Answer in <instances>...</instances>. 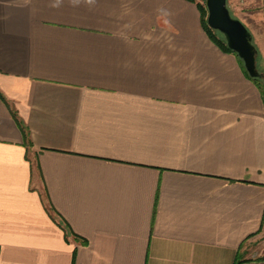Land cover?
<instances>
[{"label": "crops", "instance_id": "obj_1", "mask_svg": "<svg viewBox=\"0 0 264 264\" xmlns=\"http://www.w3.org/2000/svg\"><path fill=\"white\" fill-rule=\"evenodd\" d=\"M263 228L264 98L196 4L0 0V264H264Z\"/></svg>", "mask_w": 264, "mask_h": 264}, {"label": "water", "instance_id": "obj_2", "mask_svg": "<svg viewBox=\"0 0 264 264\" xmlns=\"http://www.w3.org/2000/svg\"><path fill=\"white\" fill-rule=\"evenodd\" d=\"M206 5L208 25L225 36L228 47L237 53L251 77H263L257 66L253 35L241 20L233 16L227 0H206Z\"/></svg>", "mask_w": 264, "mask_h": 264}, {"label": "rangeland", "instance_id": "obj_3", "mask_svg": "<svg viewBox=\"0 0 264 264\" xmlns=\"http://www.w3.org/2000/svg\"><path fill=\"white\" fill-rule=\"evenodd\" d=\"M199 8L206 7V0H189ZM227 5L234 17L241 20L253 35V43L257 48V66L259 71L264 72V53L257 45L258 37L263 33V1L262 0H227ZM208 13L205 16L207 19ZM215 31V30H214ZM221 39L222 34L219 31L214 32ZM209 36V35H208ZM210 38V37H209ZM211 39V38H210ZM220 47V46H219ZM260 71V72H261ZM261 93L264 98V80H261ZM243 258H256L264 256V228L253 239L246 241L241 249Z\"/></svg>", "mask_w": 264, "mask_h": 264}, {"label": "trees", "instance_id": "obj_4", "mask_svg": "<svg viewBox=\"0 0 264 264\" xmlns=\"http://www.w3.org/2000/svg\"><path fill=\"white\" fill-rule=\"evenodd\" d=\"M207 7V5H206ZM199 9L201 11V14L203 16V25H204V28H205V31L207 32V34L209 35V37L211 38V40H213L218 46H220V48L225 51V52H229V53H234L237 55L236 52H234L233 50H231L228 45H227V42H226V39H225V36L222 34L223 38L221 39L220 37H218L214 32H216L217 30L214 31V29H212L209 25H208V22H207V19L205 18V16L207 15L208 13V8L205 9V7H200L199 6ZM218 32V31H217ZM220 33V32H219ZM238 57V55H237ZM239 59V62H240V65L241 67L243 68V70L245 71V73L247 74V76L249 78H251L253 80V82L260 88L261 91L262 90V85H261V80H264V76L263 77H256V78H253L249 75L248 71L246 70L245 66H244V63L243 61L238 57ZM261 71V70H260ZM261 73L264 74V72L261 71ZM53 210V211H52ZM51 215H53L54 217L57 216V213L55 212L54 209L51 208ZM56 215V216H55ZM59 224L65 228V230L68 232H71L70 231V226L68 225V223L63 219V218H60L59 220ZM261 259H264V256L261 257ZM241 261L240 257H237V264Z\"/></svg>", "mask_w": 264, "mask_h": 264}]
</instances>
